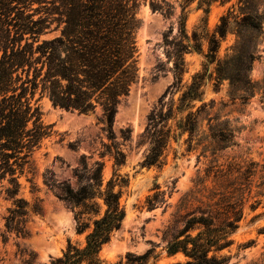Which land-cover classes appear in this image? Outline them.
Segmentation results:
<instances>
[{"label": "trees", "instance_id": "trees-1", "mask_svg": "<svg viewBox=\"0 0 264 264\" xmlns=\"http://www.w3.org/2000/svg\"><path fill=\"white\" fill-rule=\"evenodd\" d=\"M180 1L177 35L172 36L174 28L170 27L163 38L176 81L148 117L141 137L148 142L144 167H163L171 139L185 133L192 137L198 129L193 112L171 121L176 111L184 114L193 109L203 79L201 75L194 78L176 108L174 96L186 72L185 56L202 50L198 34L192 42L186 29L185 5L195 0ZM218 1L199 0V4L209 13ZM140 7L139 0H0V182H8L5 193L13 201L5 217V243L13 234L18 239L28 237L30 214L38 212L18 195L24 167L44 139L52 135L35 100L39 92L40 97H47L62 110L86 115L98 109L102 112L109 143L102 145L101 160L89 163L87 156H82L81 165L73 171L76 186L70 182L52 183L50 179L45 182L74 213L78 234L87 233L84 247L69 242L63 256L52 264H104L101 252L127 217L122 198L129 181L120 173L127 155L123 143L117 140L114 124L119 106L139 78ZM151 8L168 17L176 10L165 0H153ZM230 32L236 33L238 41L233 55L219 63L218 79L229 80L232 99L245 103L258 93L264 94V80L256 83L251 78L264 45V0H239L238 10L233 6L217 30L222 39ZM52 33L53 37L43 38ZM219 49L220 41L214 34L210 47L213 61ZM131 137L130 128L121 130L123 142ZM106 157L114 166L109 179L104 177ZM257 166L255 162L219 166L213 171L212 188L199 182V188L181 199L174 224L167 230L170 239L165 250L168 257L183 255L184 261L173 264L231 261L232 256L225 252L234 245L233 236L245 217V193ZM153 202L149 200L151 209L155 208ZM162 203L168 206L165 198ZM19 253L25 258L24 250ZM158 257L152 247L142 255L128 254L127 264H157ZM150 259L154 261L150 263ZM23 261L32 264L31 258ZM256 264H264V253Z\"/></svg>", "mask_w": 264, "mask_h": 264}, {"label": "rangeland", "instance_id": "rangeland-1", "mask_svg": "<svg viewBox=\"0 0 264 264\" xmlns=\"http://www.w3.org/2000/svg\"><path fill=\"white\" fill-rule=\"evenodd\" d=\"M139 1L142 20L137 33L139 78L129 97L119 106L114 124L117 140L123 143L127 155L126 163L120 169L129 181L122 198L127 217L121 230L104 246L101 259L104 264H127L128 254L142 255L155 247V254L159 256L157 264L184 261L183 255L168 257L165 250L170 239L167 230L174 224L181 199L199 188V182L212 188L213 171L217 167L227 168L234 162H255L257 173L245 193V217L233 236L234 245L225 253L232 256L228 264H256L264 253V94L258 93L245 103L233 100L229 80L218 79L217 74L219 63L233 55L238 41L235 32L222 39L217 30L233 6L238 10L239 0H219L209 13L205 12V6H200L199 0L185 5L187 32L192 42L198 34L202 50L185 56L186 72L174 96L176 108L194 78L201 75L203 79L200 80V98L194 100L193 109L184 114L176 111L175 119L171 121L186 118L193 112L198 129L192 137L185 133L171 139L165 153V165L161 168L142 165L148 142L141 137L152 110L176 81L173 64L165 54L163 38L170 27L174 28L172 36L177 35L182 2L165 0L176 9L168 17L152 10L153 0ZM214 34L220 41L216 61L210 56ZM260 55L251 71V78L256 83L264 80V45ZM35 100L40 106L42 120L51 126L52 135L44 139L24 167L19 177L18 197L28 201L30 209L37 207L38 212L30 214L28 237L18 239L13 234L5 243V217L13 201L5 193L8 182H0V264H25V258H31L32 264H52L63 256L69 242L85 246L87 233L78 234L74 213L45 181L70 182L76 186L73 171L81 165L82 156L86 155L89 163L101 160L102 145L109 143L100 109L88 115L62 110L54 107L47 97H40L39 92ZM128 128L132 130V137L125 143L121 139V130ZM174 134L177 136L179 131ZM104 161V177L109 179L114 172L113 161L109 157ZM164 198L168 201L167 207L162 203ZM149 200H154V209L150 208ZM45 244L50 249L44 250ZM21 249L26 253L25 258L19 253ZM153 261L150 259V263Z\"/></svg>", "mask_w": 264, "mask_h": 264}, {"label": "bare ground", "instance_id": "bare-ground-1", "mask_svg": "<svg viewBox=\"0 0 264 264\" xmlns=\"http://www.w3.org/2000/svg\"><path fill=\"white\" fill-rule=\"evenodd\" d=\"M43 246H44V245H43ZM43 248H44V250H45V249H50V247L47 246L46 244H45V246H44Z\"/></svg>", "mask_w": 264, "mask_h": 264}]
</instances>
